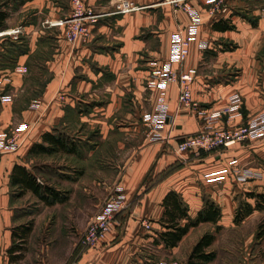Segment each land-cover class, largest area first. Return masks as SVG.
<instances>
[{
    "label": "crops",
    "instance_id": "1",
    "mask_svg": "<svg viewBox=\"0 0 264 264\" xmlns=\"http://www.w3.org/2000/svg\"><path fill=\"white\" fill-rule=\"evenodd\" d=\"M118 1L85 0L99 19L88 23V41L70 44L63 28L48 22L70 17L71 0H0V31L21 30L0 37V84L3 94L12 96L0 101V133L30 126L17 150L0 155V264H67L72 243L61 257L58 238L50 246L37 240L43 211L49 209L59 225L67 215L68 229L78 216H90L88 226L117 184L128 206L98 247L81 251V263L139 264L145 251L153 254L147 256L152 263L159 259L154 254L165 251L169 255L156 264H187L203 235L214 233L217 240L221 231L237 227L241 196L254 204L246 195L264 189V165H255L258 150L248 142L202 157L175 152L179 140L202 132L204 117L227 106L234 95L242 98L236 126L264 112V0H224L226 10L216 12L207 0H189L200 25L188 57L175 67L180 73L197 70L191 87L199 107L181 106L178 84H170L165 90L169 125L158 142L150 140L143 121L156 113L163 93L150 86L152 73L170 59L174 36L188 35L192 14L163 0H130L142 9L119 14ZM225 25L231 27H217ZM226 119L216 127H225ZM47 134L67 142L49 144ZM41 144L52 153L33 152ZM259 147L257 157L264 160V140ZM234 159L254 178L240 181L233 172L222 182L206 177ZM16 165L54 188L52 205L31 190L21 195L13 187ZM170 192L180 196L192 220L207 202L220 207L222 216L217 223L191 228L178 246L167 248L160 234L166 230L161 220ZM32 208L41 210L35 222L26 220ZM143 221L150 222V230ZM84 233L78 230L79 236Z\"/></svg>",
    "mask_w": 264,
    "mask_h": 264
},
{
    "label": "built area",
    "instance_id": "2",
    "mask_svg": "<svg viewBox=\"0 0 264 264\" xmlns=\"http://www.w3.org/2000/svg\"><path fill=\"white\" fill-rule=\"evenodd\" d=\"M164 3L173 4L178 9H183L192 14V22L188 27V35L181 33L176 34L172 43V51L170 59L163 65H157L152 73L151 87L160 88L163 93L160 97L158 108L155 114H147L143 117V121L149 129V138L153 142L164 139L165 128L169 125L168 102L165 96V90L172 83L178 84L179 87V103L183 107L197 110L199 104L193 98L192 82L194 81L197 70L190 69L186 72H179L176 65H181L186 60L190 52V46L195 39L200 19L196 9L189 3V0H163ZM209 4L214 6L213 11L226 10L224 0H207ZM73 12L67 19H62L53 23L51 26H59L65 29V36L71 43L77 42L79 39L87 40L90 35L88 23H95L98 20L97 14L89 9L85 0H72ZM117 13L127 14L141 10L130 0H120L117 5ZM6 33L17 35L21 33L20 29L12 32L0 31V37ZM3 88L0 84V101L11 100L12 96L3 94ZM241 96L234 95L230 98L227 106L220 110H216L204 117L206 128L199 133L186 136L179 140L175 152L177 154L192 153L196 157H202L206 153H212L223 148H230L237 144L257 141L264 138V112L259 113L256 117L249 120L246 124L236 126V120L241 115ZM224 117H226L225 127H216ZM30 132L28 124L17 126L12 132L0 133V155L15 151L24 141ZM233 172L238 180L246 181L254 178L253 172L242 169L239 161L234 159L230 161L229 167L206 175L210 181L222 182L225 175ZM258 177V176H257ZM128 206V200L123 192V188L117 184L112 194L102 205V207L90 219L85 233L81 237L82 252L98 247L104 241L108 234L117 224L118 215H120ZM146 229H151L148 221H143ZM67 264H82L77 259ZM159 264H179L173 262H161Z\"/></svg>",
    "mask_w": 264,
    "mask_h": 264
},
{
    "label": "rangeland",
    "instance_id": "3",
    "mask_svg": "<svg viewBox=\"0 0 264 264\" xmlns=\"http://www.w3.org/2000/svg\"><path fill=\"white\" fill-rule=\"evenodd\" d=\"M119 2V1H118ZM117 2V3H118ZM72 4V0H71ZM86 4V2H85ZM117 5V4H116ZM87 6V4H86ZM226 6V5H225ZM88 7V6H87ZM228 8V7H227ZM72 12H73V5H72ZM117 12V8H116ZM121 14V13H119ZM72 15V13H71ZM69 18V17H68ZM67 19V18H65ZM99 19V18H98ZM98 21V20H97ZM96 21V22H97ZM49 24L51 22H48ZM90 23V22H89ZM94 24V23H92ZM63 28V27H62ZM64 32V37L67 42H69L65 36V29L63 28ZM90 37V35H89ZM88 37V39H89ZM85 39H79L75 43L70 44H76L80 41H88ZM261 140H264V138H261L260 140L257 141H252L248 142L247 144H254L253 146L251 145V149L258 150L256 152V155L258 156L259 153V145L261 144ZM256 156V161L254 162L255 165H264V160L262 158H258ZM242 190V189H240ZM255 193V194H262L264 193V189H262L260 192L257 193V191H252L251 193H248L246 197L249 198L250 194ZM248 201V199L243 198V196L240 197V205L244 204ZM253 203L255 205V200L253 199ZM238 207V208H239ZM237 208V209H238ZM35 208L32 209H27V217L26 220L32 219L33 222H35V216L37 217L38 213L41 212V210L35 211ZM43 211V210H42ZM254 215L248 219H245L244 223L236 224L237 227H234L233 229L229 231H221L218 234V239L215 241L214 245L210 249V251H213L216 253L217 257L214 260V262L208 263V264H264V239H258L257 234H258V227L261 222L264 221V211H257L253 213ZM65 217V221L59 225L57 222V219L55 217H52L50 210L46 212V214H42L43 217V224L41 225V229L38 228L39 231V237L38 241L42 240L43 243L47 245H52L53 238H58V246L59 250L58 253L59 255L61 254V257L63 256V252L65 249H67L68 245H71L72 247L70 252L67 254L66 263H71L77 259H81V251L83 249L82 247V242H81V236L78 234V230L82 228V230L86 231L84 227L87 226L88 220L90 216H78L77 221H76V227L74 226L73 223H71V227L68 229L67 226V215H63ZM119 218V215H118ZM117 218V222H118ZM59 225V226H58ZM58 226V227H56ZM67 226V227H66ZM56 228H59V231H57ZM87 229V228H86ZM120 236L122 234V231L120 230ZM58 236V237H57ZM57 240V239H56ZM29 241V240H28ZM77 244L74 250V244ZM57 244V243H56ZM27 248V247H26ZM192 252V251H191ZM188 254V253H187ZM151 255L148 252H144L143 254L141 253V263L139 264H156L158 260H161L164 258L167 252L163 251L162 253L157 252V254H154V257L157 259L156 262H148L147 259L151 257ZM189 255V254H188ZM149 256V257H147ZM165 256V257H167ZM169 258H165L164 260L169 261ZM173 258V256H172ZM172 260V259H171Z\"/></svg>",
    "mask_w": 264,
    "mask_h": 264
},
{
    "label": "trees",
    "instance_id": "4",
    "mask_svg": "<svg viewBox=\"0 0 264 264\" xmlns=\"http://www.w3.org/2000/svg\"><path fill=\"white\" fill-rule=\"evenodd\" d=\"M221 29H228L231 26L225 25ZM44 141L49 144L65 145L67 140L61 136H53L47 134L44 136ZM36 148H40L47 154L52 153L51 147L44 145H38L33 148V152ZM13 187L20 191L22 195L25 191L31 190L38 195L47 205H52L55 199H52L54 188L45 183H40L35 174L30 172L25 166L16 165L12 174ZM250 198L255 200V205L246 202L241 204L237 209L235 223L238 225L242 223L247 217L251 216L255 211H264V193L262 194H250ZM164 205L166 212L161 220L162 225L166 228L164 232L160 234L161 240L164 242L167 248H174L179 245L184 236L188 234L191 228L199 226L201 223L214 222L217 223L222 216L221 208L213 202H207L203 210L199 213L198 217L194 220L189 218L188 208L182 202L180 196L175 192H170L164 199ZM189 219L186 225H182L183 219ZM31 229V228H30ZM220 227L217 231H220ZM28 231V230H27ZM25 235V234H24ZM258 239H264V221L259 224L258 227ZM216 235L214 233H206L193 247L192 252L188 258L187 264H208L213 262L217 255L215 252L210 251ZM16 246L11 248V251L15 250Z\"/></svg>",
    "mask_w": 264,
    "mask_h": 264
}]
</instances>
